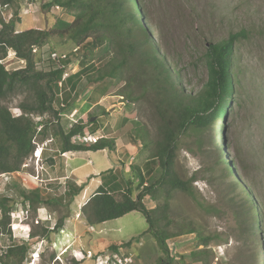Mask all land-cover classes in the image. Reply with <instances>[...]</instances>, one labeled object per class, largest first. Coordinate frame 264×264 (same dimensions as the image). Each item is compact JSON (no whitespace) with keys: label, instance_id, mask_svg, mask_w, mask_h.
<instances>
[{"label":"rangeland","instance_id":"1","mask_svg":"<svg viewBox=\"0 0 264 264\" xmlns=\"http://www.w3.org/2000/svg\"><path fill=\"white\" fill-rule=\"evenodd\" d=\"M50 0H22L11 7H4L0 4V18L8 22L14 18L15 13L21 19L17 24V31L28 29H48L57 18L72 20L63 9L53 7L46 10L43 6ZM140 3L142 17L139 18L143 29L146 30L150 42L157 55L163 56L179 73L188 93L197 92L207 78V70L204 62V54L207 45L227 39L231 34L244 32L245 35L235 46V66L233 73L237 81V93L231 102V109L227 116L228 126L225 128V149L221 151L224 159H229L234 170L230 175L232 181L237 177L251 193L255 201V208L258 212V221L262 229L263 242L260 243L258 233L255 231L254 248H249L243 241L236 242L231 238L228 243L223 242L221 250L223 264H247L248 257L255 255L253 264H263L264 251V0H137ZM146 27V28H145ZM124 32V31H123ZM117 38V37H116ZM121 39L125 43L131 42L132 36L122 34ZM121 42L119 39L118 42ZM73 48L71 43L62 42L58 38L52 39L50 44L37 51V69L46 70L49 68V58L53 53H67ZM88 62L97 64V68L105 70L106 63L116 55V50H110L107 46L88 51L83 49ZM14 55L10 51L4 62L8 70L18 67V64L10 63ZM138 61L132 62V68L125 72L122 82H115L107 79L104 82L94 83L98 72L88 73L83 76L77 89V94L72 103L74 110H77L76 117L87 122L96 118L97 124L108 123L105 136L116 140V150L109 155L107 151L78 152L70 162V168L77 167L75 177L83 184L88 182L87 175L103 174L102 178L108 176L109 170H114L126 181L130 180L137 186L138 176L133 166L139 165L145 174V162L148 151L143 149V139L135 137V129L145 126L149 132V138H159L160 121L151 103V88L148 86L147 94L140 100H130L127 91L131 89L135 95L144 91V84L150 82L151 74L137 69ZM82 65L75 66L72 73L80 70ZM138 70V71H137ZM145 82V83H141ZM142 84V85H141ZM103 88L107 93L103 94ZM90 92L93 102H100L95 109L84 116L79 109L84 103V96ZM123 92V93H122ZM121 95H124L122 97ZM124 98V99H123ZM32 94L19 92L11 96L7 106L13 115L18 114L20 105L30 103ZM88 102L91 100L88 99ZM73 110V111H74ZM72 111V112H73ZM70 114V113H69ZM100 116V117H99ZM99 118V119H98ZM128 122L124 126V122ZM124 126V127H123ZM214 141L219 149L221 146L220 130L221 119L215 123ZM95 128V127H92ZM92 128L90 130H92ZM59 143V139L56 138ZM193 138H183L181 150L178 153L177 168L183 176H191L195 172L200 173L196 183L198 192L208 205L218 208L216 216H208L201 212L200 208L191 199L176 195L173 200V208L180 214L190 217L200 224L208 227L209 231L219 232L228 235V227L232 225L233 214L226 202L224 194L225 185L219 183L213 172L209 171V158L207 149L201 152L192 153L187 149ZM57 144V143H56ZM37 148V147H36ZM53 145V151H45L40 166L43 170L40 176L47 183H37L34 177L37 168L36 160L33 159V166L25 172H29V179L23 174L5 181L0 178V197L10 200L6 206L11 209L9 223L6 228L1 227L3 236L0 237L2 247L0 248V264H7L6 251L11 246H28L27 256L21 264H113V255H117L125 264H158L162 256L159 247L149 233L148 223L140 212H132L122 218L107 222L102 226H86L83 207L94 194L86 192L75 200L67 194L69 187L64 189L55 188L57 184L50 183L48 171L51 166L50 160L57 161L58 156ZM118 150V151H117ZM220 150V149H219ZM35 156V155H34ZM35 160V161H34ZM30 161V160H28ZM91 164H90V162ZM89 163V164H88ZM155 172L146 174L148 182H153L159 177V169L154 166ZM107 173V174H106ZM1 177V176H0ZM207 178V180H204ZM134 185V186H135ZM60 186V185H59ZM135 186V187H136ZM58 187V185H57ZM62 187V186H60ZM125 187L127 185L125 184ZM93 189L94 186L92 187ZM28 194L36 190L40 196V202L32 204L24 200L22 191ZM65 190V191H64ZM67 191V192H66ZM138 194L135 191L134 196ZM149 209L156 207L157 203L149 197L144 200ZM13 214V216H11ZM28 217L26 221L23 220ZM2 216L0 217V221ZM69 219L79 220L89 233L84 231V237L76 234H69L71 242L63 245L57 240L61 233L56 225L60 221ZM15 222V230L11 224ZM21 222L24 224L21 225ZM21 225V226H20ZM55 228V229H54ZM48 229V235L43 233ZM46 239L44 244L39 240ZM73 238V239H72ZM96 238V240H94ZM195 236H184L171 239L168 244L178 255L184 256V263H191L189 253L194 248ZM85 251L79 252L82 259L76 258L78 244ZM132 241L130 247L119 246L117 252L112 251L115 243ZM4 247V248H3ZM72 247L67 254L66 248ZM91 247L93 255L89 258ZM74 249V250H73ZM98 249V250H97ZM96 250V251H95ZM39 254V257L36 255ZM81 260V261H80ZM98 262V263H97ZM251 264V262H250Z\"/></svg>","mask_w":264,"mask_h":264},{"label":"trees","instance_id":"2","mask_svg":"<svg viewBox=\"0 0 264 264\" xmlns=\"http://www.w3.org/2000/svg\"><path fill=\"white\" fill-rule=\"evenodd\" d=\"M20 1L22 0H0V4L11 7ZM53 7L63 9L72 20L57 18L54 24L45 30L17 31V24L21 23L17 13L8 22L0 18V174L20 172L22 165L37 147L35 140L43 142L53 138V145L58 144L59 154L88 151H108L112 154L116 150V140L113 138L103 136L94 144L77 140L86 133L95 134L100 131L98 120L91 122V117L87 123L83 122L82 118L70 127L71 122L62 116L75 109L72 100L78 92L83 76L99 71L97 64L88 62L83 49L86 48L88 53L107 46L109 51L115 49L117 53L106 63L105 70L98 72L94 83L107 79L122 82L126 70L132 68V62L136 59L137 69L142 71L143 68V72H149L151 80L141 82L145 83V92L135 95L129 86L126 94L132 101L140 100L146 96L150 86L151 103L160 121L159 138L150 139L149 132L143 125L135 129L134 136L144 140L142 147L148 151L146 172L144 174L139 165L133 166L132 169L138 176L137 186L128 180L125 187L117 180L114 170H109L111 184L104 182L83 207L87 225L93 227L135 211L140 212L149 226L146 233L153 236L162 253L158 264L184 263L185 257L178 255L168 244L171 239L178 237L195 236L194 248L189 253V264H223L220 257H217V263L214 262L217 255L223 256V242L228 243L231 238H235L236 242L243 241L252 249L255 247V231L258 233L259 242L262 243L263 234L260 223L257 222L255 201L237 177L234 181L230 179V175L234 173L232 164L229 159H223L221 156V151L225 149L224 131L228 126L227 116L237 93V81L233 73L235 46L245 33L231 34L225 40L207 45L204 54L207 78L197 92L188 93L180 73L163 56L157 55L153 48L139 20L142 12L137 0H50L43 6L46 10ZM123 33L132 36L133 40L125 43L121 39ZM54 38L71 43L73 48L67 53H58L67 54L65 59L54 61L50 57L49 68L38 70L35 50L43 49ZM119 39L121 42H118ZM75 49L78 50L74 52ZM10 51L14 52L18 59L25 60V68H6L4 62ZM77 60H80L81 69L64 79ZM24 91L31 93L33 100L20 105L22 116L17 117L13 115L7 102L14 94ZM102 91L103 94L107 93V88ZM91 95L90 103L94 101ZM218 119H221L220 150L215 145L213 133ZM127 123L125 121L124 126ZM40 126L42 130L38 133ZM187 137L193 138L192 144L187 146L192 153L209 150V171L215 174L219 183L225 185L224 197L233 214L228 235L209 231L207 226L173 208L172 202L175 196L180 194L191 199L201 212L208 216H216L221 211L208 205L200 196L196 186L201 180L199 172L187 177L178 171V153L183 138ZM155 165L160 174L149 183L145 175L151 176L155 172ZM135 191H138L136 197ZM78 192L69 190L67 194L73 198ZM21 193L24 200L32 204L41 201L36 190L28 194L25 190ZM146 197L157 203L155 208H147L144 203ZM9 202L8 198L0 197V227L6 228L9 223L11 209L6 206ZM63 225L64 220L56 227L60 230ZM43 233L47 236L48 229ZM131 244L132 241L115 243L111 249L117 252L119 246L130 247ZM250 252L247 264H253L255 258L254 252ZM27 253L28 246L25 244L9 247L5 254L9 261L7 264H21ZM262 253L264 264V251Z\"/></svg>","mask_w":264,"mask_h":264},{"label":"crops","instance_id":"3","mask_svg":"<svg viewBox=\"0 0 264 264\" xmlns=\"http://www.w3.org/2000/svg\"><path fill=\"white\" fill-rule=\"evenodd\" d=\"M89 97H90V92H88L84 96V98H83L84 103L81 106V108L79 109V111H81V113L84 116L87 115L93 109H95V107L97 105H101L99 101L97 104L90 105V102L87 101L89 99ZM107 126H108V123H105L104 126H102V124H100L101 130L98 131L97 133L103 135L106 138H110V137H108L109 135L105 136L104 134H102V133H106L105 129L107 128ZM76 153H78V152L67 153L65 157H62L58 154L57 157H54V159L57 161L50 160L51 166H50L49 171H48L50 183H51V181H52V183L58 182L57 184H50V185H53V186L55 185V188H59V189L60 188L64 189L66 186H68L69 190H74L76 192H78V190H79L77 195L75 197H73L74 200L78 196L84 195L86 192L88 193V195L90 193L95 194V192L98 190V188L104 182H109L108 183L109 185L111 184V182H110L111 176H107L105 178H102L101 176H103V174L87 175L86 177L89 179V181L81 184L78 181V179L75 177V174L78 171V168L77 167L70 168V162L73 161L72 159L75 157ZM109 155H111V154H109ZM90 164H91V162H90ZM114 173H115L114 175H116V177H118L117 180L121 181L125 186L126 180L123 178V176H121L120 174H117L116 172H114ZM57 185H58V187H57ZM59 185L62 187H60ZM93 186L95 189L92 188ZM87 201H89V199ZM106 223L96 225V226H102V225H105ZM86 226H88V225L86 224ZM86 226L84 227L83 224H81V222H79V220L71 221V220L67 219L66 222L64 223L63 227L60 229L61 233L58 235L57 240L59 242H63V245L64 244L69 245L71 242V238H70L69 234L74 233L77 235V237H78L77 239H78V243H79L80 237H82V238L84 237V234H83L84 231L89 233V230L86 229ZM92 230H93V228L90 227V231H92ZM94 240H96V238H94ZM78 243L76 241V244H78ZM87 250H89V252L92 251L91 247L87 248ZM76 251L81 252V251H85V250H84V248H82L80 246V244H78V249H76ZM92 252H94V251H92Z\"/></svg>","mask_w":264,"mask_h":264},{"label":"built area","instance_id":"4","mask_svg":"<svg viewBox=\"0 0 264 264\" xmlns=\"http://www.w3.org/2000/svg\"><path fill=\"white\" fill-rule=\"evenodd\" d=\"M78 49H75L74 50V52H76ZM12 52V51H11ZM35 52H37V50H35ZM13 53V55H14V58H13V60H11V62L10 63H14L15 62V64H18V67L17 68H15V69H13V70H19V69H23V68H25V66H26V62H25V60H21V59H18L17 57H16V54L14 53V52H12ZM67 57V54H58V53H53L52 54V59L54 60V61H57L58 59H65ZM80 65V60H77L73 65H72V69L75 67V66H79ZM72 69H71V71L69 72V73H66L65 74V76H64V79L65 78H67L68 76H69V74H74V73H76V72H74V73H72ZM79 71V70H78ZM77 71V72H78ZM60 86H61V83L59 84ZM19 112H18V114L16 115L17 117H19V116H22V112H21V110H18ZM76 114H77V110H74L73 112H71L70 114H68V113H66V114H63L62 116L63 117H65L66 119H68L71 123H70V127L73 125V124H75V123H77L78 121H79V119L76 117ZM42 130V126H40L39 128H38V133L40 132ZM103 137V135H101V134H98V133H95V134H92V133H86L85 135H83V136H79L78 138H77V140H80V141H82L83 143H85V144H94V143H96L98 140H100L101 138ZM76 140V139H75ZM76 140V141H77ZM35 142H36V144H37V148L35 149V151H34V153L32 154V156H30L27 160H26V162L22 165V170L20 171V172H16V173H6V174H0V178L1 179H3V180H5V181H8L9 179L11 180L13 177H15L16 175L17 176H21L22 174L24 175V176H26V178L27 179H29V177H30V175H29V172H25V171H27L29 168H31V166H33V162L31 163V161H33V159H35L36 160V168L37 167H42V166H40V163H41V161H42V157H43V154H44V152L45 151H53V144H54V139L53 138H49V139H47V140H45V141H43V142H39L38 140H35ZM57 152L56 153H58L59 154V151H58V149H55ZM66 154L67 153H60L59 155L60 156H62V157H65L66 156ZM35 155V156H34ZM28 160H30V161H28ZM34 160V161H35ZM43 170V167H42V169L39 171V169L37 168V170H36V172L38 173V174H36L34 177H32V178H34L35 179V181H37V183L39 182V183H47V181H45V180H43L42 178H41V176H40V172ZM2 216V210L0 209V217ZM11 216H13V214L11 215ZM27 218V217H26ZM16 224H18V223H15V222H13L12 224H11V227L13 228V231H17V230H15V228H16ZM21 225H23L24 226V224L21 222ZM1 228V227H0ZM2 230L0 229V237H2L3 236V232H1ZM40 243H42V244H44L45 243V239L43 238V239H41L40 240ZM2 247V244H1V242H0V248ZM4 248V247H3ZM38 257H39V254H36ZM88 257L89 258H91L93 255L91 254V252H89L88 253ZM113 258H114V260H113V264H125V263H123V260L121 259V258H119L117 255H113L112 256ZM82 259V258H81ZM105 263L106 264H109V262L107 261H105ZM28 264H33V262H30V263H28Z\"/></svg>","mask_w":264,"mask_h":264},{"label":"clouds","instance_id":"5","mask_svg":"<svg viewBox=\"0 0 264 264\" xmlns=\"http://www.w3.org/2000/svg\"><path fill=\"white\" fill-rule=\"evenodd\" d=\"M28 219V217L27 218H25L24 220H23V222L24 221H26ZM40 241V240H39ZM67 250H66V252H65V254H67L68 252H69V250H71L72 249V247H70L69 249L68 248H66ZM74 250V249H73ZM81 254H83V253H81ZM117 264V263H116Z\"/></svg>","mask_w":264,"mask_h":264},{"label":"bare ground","instance_id":"6","mask_svg":"<svg viewBox=\"0 0 264 264\" xmlns=\"http://www.w3.org/2000/svg\"><path fill=\"white\" fill-rule=\"evenodd\" d=\"M20 226H21V225H20ZM79 257H82V255L79 254V252H78L77 255H76V258H79Z\"/></svg>","mask_w":264,"mask_h":264},{"label":"water","instance_id":"7","mask_svg":"<svg viewBox=\"0 0 264 264\" xmlns=\"http://www.w3.org/2000/svg\"><path fill=\"white\" fill-rule=\"evenodd\" d=\"M95 119H96V118H92V119H91V122H94V121H95Z\"/></svg>","mask_w":264,"mask_h":264}]
</instances>
